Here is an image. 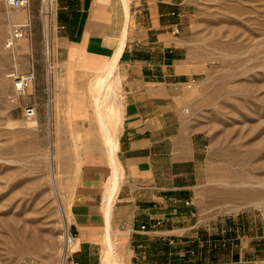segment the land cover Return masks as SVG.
Instances as JSON below:
<instances>
[{"label": "rangeland", "instance_id": "obj_1", "mask_svg": "<svg viewBox=\"0 0 264 264\" xmlns=\"http://www.w3.org/2000/svg\"><path fill=\"white\" fill-rule=\"evenodd\" d=\"M188 5L189 59L198 75L187 92L186 109L210 139L197 203L214 242L201 248V264L225 263L233 250L228 242L235 238L227 235L234 223L244 225L253 255L257 236L264 234V0H188ZM53 18V0H33L19 11L0 3L3 263L33 257L47 264L45 259L52 257L49 264H61L67 236L74 237L66 215L67 193L86 148L83 136L90 137L89 128L99 127L93 81L85 89L70 87L66 96L56 82ZM14 24L29 25L30 34L7 49ZM30 72L35 74L34 84L12 103L11 75ZM114 85L112 78L109 94L113 95ZM116 101L113 97L111 103ZM105 104L101 112L107 116ZM25 105L36 108L34 119L24 117ZM84 106L92 111L87 121L82 113L74 114L75 107ZM114 256L123 264L115 252ZM110 257L108 249L102 262L109 264ZM253 264H264V257Z\"/></svg>", "mask_w": 264, "mask_h": 264}, {"label": "crops", "instance_id": "obj_2", "mask_svg": "<svg viewBox=\"0 0 264 264\" xmlns=\"http://www.w3.org/2000/svg\"><path fill=\"white\" fill-rule=\"evenodd\" d=\"M188 6V0H53V59L64 96L94 83L118 56L117 101L106 112L118 168L104 132L89 128L67 193L73 262L104 264L112 242L123 264H201V248L213 245L197 203L210 139L186 109L198 75L189 59ZM80 113L85 121L92 117L88 106L75 107ZM233 227L231 257L215 264L264 257V234L253 255L244 225Z\"/></svg>", "mask_w": 264, "mask_h": 264}, {"label": "built area", "instance_id": "obj_3", "mask_svg": "<svg viewBox=\"0 0 264 264\" xmlns=\"http://www.w3.org/2000/svg\"><path fill=\"white\" fill-rule=\"evenodd\" d=\"M33 0H0L1 4H4L9 9L12 10H22L30 6ZM45 2V0H42ZM30 34V26L27 24H14L11 28V36L6 44L7 49H13L17 41L27 38ZM14 84V95L11 98L12 103H17L22 97L26 96L28 90L35 82V74L30 72L25 75H11ZM23 114L27 120H32L36 117L37 111L36 108L32 105H25L23 107ZM74 237L70 234L67 236V247L71 245L74 241ZM68 248L64 251L61 264H78L71 260V253ZM0 264H40V261L33 257H25L19 259L13 263H3Z\"/></svg>", "mask_w": 264, "mask_h": 264}, {"label": "bare ground", "instance_id": "obj_4", "mask_svg": "<svg viewBox=\"0 0 264 264\" xmlns=\"http://www.w3.org/2000/svg\"><path fill=\"white\" fill-rule=\"evenodd\" d=\"M49 26V25H48ZM50 29V28H49ZM50 33L51 32H49V33H47L48 34V44H47V54H48V57H49V55H51L50 53V41H51V35H50ZM117 61H118V56L117 57H115L114 59H112V61L110 62V64L108 65V67H107V69L105 70V72H103V73H100L99 75H97V76H99L97 79H96V81L93 83V85H92V90H93V92L95 93V94H93V96H94V105H95V107L97 108V109H95V110H97V120H98V123L97 124H99V127L101 128V130H102V132H104V134L106 135V142H107V145H108V147L107 148H109V151H110V153H111V155H110V157H111V160H112V162L115 164V163H117L115 160H114V149H115V141H114V139L111 137V134H109L110 132H108L109 130V128L107 127V125H106V117L107 116H105V114H103L102 112H101V105H103V103L105 104V107L106 108H109L110 106H113L112 105V103H111V100H112V94H109L108 93V88H109V86H110V83H111V78H112V76H113V74H114V72H115V70H116V65H117ZM104 70V69H103ZM49 71V70H48ZM113 86V85H112ZM114 86H118V85H116V82H115V85ZM115 87V88H116ZM116 89H118V88H116ZM116 89L114 90V93H115V91H116ZM112 91V90H111ZM114 93H113V95H114ZM115 100V99H114ZM188 112V111H187ZM96 120V121H97ZM108 128V129H107ZM100 130V129H99ZM106 142H105V144H106ZM108 152V151H107ZM115 161V162H114ZM111 162V163H112ZM113 163H112V165H113ZM116 165L117 164H115L114 165V172L116 173L117 172V168L118 167H116ZM116 187H117V183L116 182H114V185H113V189H112V191H110L111 193H110V196H109V198L110 197H112V195H113V193H114V190L116 189ZM66 236V235H65ZM66 239V238H65ZM66 243V242H65ZM74 243V241L71 243V245ZM71 245L69 246V248L67 247V244H66V246H65V250L68 248V250L70 251V247H71ZM108 249H109V251H110V255H111V260H110V263L109 264H120L116 259H115V256H114V249H113V245L112 244H109V246H108ZM66 252V251H65ZM64 252V253H65ZM52 260H53V258L52 257H50V258H48L47 260L45 259V262L47 263V264H49V262H52Z\"/></svg>", "mask_w": 264, "mask_h": 264}]
</instances>
